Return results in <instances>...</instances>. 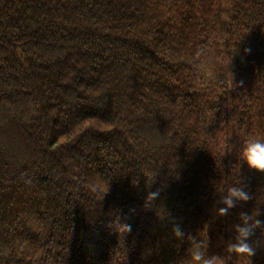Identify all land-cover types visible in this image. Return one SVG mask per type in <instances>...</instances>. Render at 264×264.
<instances>
[{"label":"trees","instance_id":"trees-1","mask_svg":"<svg viewBox=\"0 0 264 264\" xmlns=\"http://www.w3.org/2000/svg\"><path fill=\"white\" fill-rule=\"evenodd\" d=\"M250 137L264 0H0V264H192L189 236L223 254L240 211L264 219ZM232 184L252 199L221 216Z\"/></svg>","mask_w":264,"mask_h":264},{"label":"clouds","instance_id":"clouds-1","mask_svg":"<svg viewBox=\"0 0 264 264\" xmlns=\"http://www.w3.org/2000/svg\"><path fill=\"white\" fill-rule=\"evenodd\" d=\"M246 51H251L247 48ZM240 158L242 165L246 164L250 170L264 173V138L250 137L243 141L240 146ZM159 195L158 191L150 192L147 200H154ZM252 196L245 186L232 184L227 187V194L223 197L224 207H220L218 214L226 215L234 208L237 202H247ZM234 235L229 238L223 249V254H209L208 246L196 236H189L191 240L188 249L192 264H230L235 257L243 259L247 264H252V257L257 248L253 246L252 237L257 232L264 233V219L260 218L259 210L240 211L238 221L232 225ZM173 234L178 239L185 237V232L179 225L173 226Z\"/></svg>","mask_w":264,"mask_h":264}]
</instances>
